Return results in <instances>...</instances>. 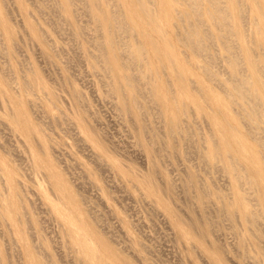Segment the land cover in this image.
Listing matches in <instances>:
<instances>
[{"label":"rangeland","instance_id":"374dc122","mask_svg":"<svg viewBox=\"0 0 264 264\" xmlns=\"http://www.w3.org/2000/svg\"><path fill=\"white\" fill-rule=\"evenodd\" d=\"M22 1L29 10L26 16H22L20 12L22 5L20 0H0V68L10 83L5 91L6 99L11 97L23 99L26 112L22 116H27V119L33 123L36 135L32 136L31 138L34 139L30 140L26 138V134L23 135L15 129V126L12 125L9 128L4 126L9 111L11 109L17 111L18 106L13 101L6 103V100L4 101L5 107L0 104V159L6 167V173L0 176V194H5L7 197L11 194V198L22 209H28L26 215L25 212H22V215L17 217L19 224L15 218L13 219V231H11L9 222L4 221L0 225V264H26L22 257L15 255L20 249L19 245L25 241L29 243L32 251L35 250L41 256L42 262L47 264H81V260H87L89 257V254L87 255L89 249L83 243L80 241L68 243L53 210L48 214L41 208L40 204L49 197L44 189H40L34 183L38 178L47 184L44 174L42 177L37 176L36 178L31 171L37 166V158L43 162L54 163L56 175L63 178L68 188L72 190L75 202L78 204V209L73 215L82 226V237H77L83 239L88 236L90 246L105 263L116 264L107 258L103 248L99 245V237L105 239L130 264H220L218 260L213 262L210 259L211 256L204 249L208 246L199 249L191 238L179 239L174 227L175 211L183 210L185 213L184 209H188L186 205L188 206L190 203L192 204L190 207L193 206L194 210L200 211L198 205L185 195L184 185H182L185 184V180L190 174H194L198 181L209 187L210 191L217 189L231 201L234 200L232 173L226 172L221 167L212 170L207 164L208 162H205L206 160L201 157L206 151V138L215 132L210 128L208 119H205L197 109L191 108L188 113L190 117L182 114L180 119L182 128L187 129L184 139L176 138L171 141L168 139L169 130L166 122L169 123L174 117L172 108L168 107L163 111L164 113L162 112L167 118L165 120L163 116H160L155 103L148 101L151 103L148 104L145 100L140 99L141 105H144L143 115L146 116L148 128L156 133L155 136L160 141L158 160L165 175L158 174L154 177L159 182H163V177L167 181H172L175 193H177L174 198L162 193L161 199H158L156 203L153 202L156 204L155 210L152 209L148 201L151 198L145 188L133 185L131 181L118 176L113 170L108 172L98 167L90 150L83 147L77 140V132H82L72 127L68 130L65 125V122L72 126L78 123L76 105L68 96L71 89L76 88L74 90L80 91L83 95V102L87 105L86 113L91 120L92 127L99 132L100 137L109 147L110 156L115 159L118 157L122 162V170L125 172L133 170L141 178L150 174L152 162L146 161L147 159L143 155L146 154L145 151L136 145L128 121L116 108V96L109 89L110 78L106 75L102 64L105 62L99 58L100 61L96 59V64L93 65L88 58V53L94 56L99 55L97 43L106 40L103 30L91 19L89 1L70 0L72 5L70 15L62 12V8L56 0ZM197 1L202 6L209 2L208 0ZM241 1L247 9L245 13H239L240 17L236 26H240L239 20L242 17L245 22L248 21L245 27L243 23L242 28L246 33L247 31L250 33L249 46L253 48L255 59L261 69L264 66V51L261 47L264 42L262 41L264 39V0H258L257 3L261 5V11H263V13L259 12L260 21L250 19V15L255 12L253 2L250 0ZM121 2L122 0H113L111 3L114 5L110 3L111 6L113 5V11L119 9L124 12L127 10L128 5L120 6ZM218 2L227 4L224 0H218ZM30 16L33 20L26 19ZM69 18L81 27L82 36L79 39L73 33ZM249 20L252 23H249ZM29 22L34 24L37 31H42L44 38H47L49 44L53 46L51 62L43 56L41 47L32 35ZM206 23L208 22L206 21ZM209 24L211 25V21ZM164 25L167 27L166 23ZM142 26L144 31V25ZM208 29L217 32L213 26H208ZM136 35L141 37L142 34L137 33ZM119 36L123 43L124 40L127 42L130 34L123 31ZM232 42L237 47L235 52L248 46V43H244L238 38L237 40L233 38ZM221 49L222 46L215 45L213 53L217 60L210 66V71L215 75L216 83L214 84L218 87L213 86L214 92H211L209 87L206 91H210L209 94L222 96L223 101L229 102L230 99L225 96L224 92L228 93L230 90L229 80L233 77V71L228 61L229 54L223 53L225 51ZM178 53L185 75L190 77L195 66L192 52L189 48L180 45ZM245 58L241 59V70L246 75L257 74L258 71L250 70ZM140 71V67H132V73L136 76ZM194 71L193 73L197 77L203 78L199 71L196 69ZM26 72H37L44 82L51 85L59 95L62 94L69 98L66 101L53 103L47 95H44L43 105H39L38 112L34 111L30 106V100L36 99V93L27 95L21 90V81ZM65 76L68 78L66 82L63 79ZM259 77L263 82V77L260 74ZM164 81L165 79H163ZM175 82L179 95L181 87L177 80ZM192 94L202 100L201 95L195 93L194 90H192ZM183 98L179 97L178 101L182 102ZM201 104L204 106L206 102ZM41 108L46 109V115L42 114ZM203 113H208V110H203ZM225 114L229 120L225 124L228 129L215 132L216 139L219 142L227 139L229 142L230 148L225 155L229 156L231 164H235L236 170L244 176L241 189L245 194V203L252 212L258 213L259 219L257 218L256 228L248 227L242 223L238 214L232 221L227 218V214H219L223 206L217 200L209 202V207H211L209 213L213 216L214 221L216 219L217 221L214 223V234L210 237L208 245L216 244L223 249L227 255L226 264H264V262L257 263L252 258V256H256L252 246L249 247L248 254L245 253V250H240L237 237V232H239V236L240 232L245 230L264 232V217L260 205L264 204V122H259L256 130L253 129L252 123L247 122L246 125H243L244 128H250L259 143L248 134L235 139L230 136L232 128L229 126V124L236 126L232 121L234 114L231 112L229 114L228 111ZM46 117H56L58 120L49 122V118ZM212 127L214 128L213 125ZM82 136L84 137V134ZM149 138H151L150 135ZM240 140L243 141V151L236 144ZM56 146L60 148L59 152L54 151ZM250 167L255 170V173L250 171ZM85 168L93 170L99 184H96L94 179V184L89 181L92 178L89 179V174H87L88 177L84 174L86 173ZM45 170L43 165L42 171ZM94 185H98L103 191L99 190L97 186L96 189ZM43 186L45 185L43 184ZM256 186L259 187V192L256 190ZM101 191L104 192V195ZM54 197L55 195H51V199H49L57 204ZM58 199H60L59 196ZM100 200H103V203ZM162 201H166L169 206L165 207ZM64 204L68 207L71 206L66 201ZM73 208L72 205L71 210ZM219 215L220 218H215ZM94 230L99 234H95ZM82 248L85 251H82ZM42 254H44L43 257Z\"/></svg>","mask_w":264,"mask_h":264},{"label":"bare ground","instance_id":"6f19581e","mask_svg":"<svg viewBox=\"0 0 264 264\" xmlns=\"http://www.w3.org/2000/svg\"><path fill=\"white\" fill-rule=\"evenodd\" d=\"M20 1L22 2L20 12L22 16H26L29 13L28 7L22 0ZM88 1L91 9V19L100 26L99 28L103 30L106 38L105 41H101L102 43H100V41L97 43V52H100L99 55L96 54L94 56L88 53V58L93 65L96 64L95 62L99 60V58L105 62V64H102L106 75L110 78L107 77V79H109V89L116 96V108L119 113L125 117V120L128 121L136 145L145 151L146 154H143L144 158L147 159L146 161L149 160L152 162L150 174L142 178L133 170L127 172L123 171L121 166L122 162L118 157L115 159L110 156L109 147L102 140L99 132L92 127L91 120L86 113L87 105L83 102L82 93L78 90H74L76 88H73L68 96H70L74 105H76V118L78 119V123L72 126L68 124V122H65V125L68 130L72 127L82 132H77V140L80 141L83 147L90 150L92 157L97 161L96 164L98 167L108 172L113 170L118 176L131 181L133 185L145 188L151 198L148 201L152 209L156 206L154 203H156L158 199H161L162 193L170 198H174L177 195L172 181H167L163 177V182H159V180L154 177L158 174L161 176L165 175L158 160L160 141L159 138L155 136L156 133L148 128L146 116L143 115L144 105H141L140 99L146 102L150 101L153 104L155 103L158 107L160 116H163L165 120H167V118L162 112L167 110L168 107L172 108L174 117L169 123L166 122V126L168 124L169 130L168 139H171V141L176 138L184 139V133L187 129L185 130L184 127V129L182 128L180 119L182 114H186L190 117V115H188L189 110L194 108L197 109L205 119H208V123L211 126L210 128L216 133L220 130L228 129L225 124L228 123L229 120L225 112L228 111L229 114L230 112L233 113L232 121L236 126L234 127L229 124L232 128L230 136L237 139L240 138V136L248 134L259 143L250 128H244L243 125H246L247 122L249 124L252 123L253 129L256 130L259 122H264V66L261 69L258 66V61L254 56V50L249 46L251 42L249 38L250 33L247 30L246 33L242 28L243 23L245 27L248 21L245 22L244 17H242L239 20V25L241 27L236 26L240 14H243V12L245 13L247 9V7L241 3V0L239 1L240 3L238 0H224L225 4L227 3L226 5L223 4L224 2L219 3L218 0H208L209 2L205 6H202L197 0H122L120 6L128 5L127 10L124 12H121L119 9L116 10L117 12L113 11L112 6L114 4L111 3L113 0ZM250 1L253 2L255 8V12L251 14L252 16L250 15V19L252 21H260L261 16L259 12L263 13V11H261L262 7L260 4H257L258 0ZM56 2L61 6L64 14L70 15L72 6L70 0H56ZM110 3L113 5L111 6ZM117 5L119 6V4ZM28 18L33 20L31 16L26 19ZM251 20H249V23H252ZM206 21L208 23H206ZM209 21H211V25ZM69 22L73 29V33L79 39L82 36L81 27L70 18ZM140 22L142 24H139ZM164 23H166L167 27H165ZM28 24L32 28L31 32L33 37L42 49L43 56L47 61L51 62V52L54 50L53 46L49 44L47 38H44L42 31L36 30L33 23L29 22ZM142 25H144V31ZM208 26H213L217 32L211 31L208 29ZM123 31L129 33L130 36L127 42L124 40L122 43L119 35ZM137 33H141V37H138L136 35ZM233 38L236 40L238 38L240 41L248 43V46L242 47L240 51L235 52L237 47L232 42ZM228 41L232 43L230 44ZM262 41H264V39ZM180 45L189 48L192 52V57L195 60L193 71L195 69L199 71L203 77L202 79L197 77L193 71H191L190 77L185 75L182 61L178 53ZM215 45L222 46L221 50L225 51L223 53L229 54L228 61L233 71V77L229 80V84L231 85L230 90L228 93L224 92L225 96L230 99L229 102L223 101L222 96H217L212 93L209 94L210 91L214 92L212 88L218 87L214 84L216 83L215 75L210 71V66L217 60V57H215L213 53ZM261 47L264 51V42ZM242 57H246L245 59L248 61L250 70L258 71L257 74L252 76L244 74L243 70L240 68ZM97 63L99 64V62ZM133 66L141 68L138 76L132 73ZM259 74L263 77V82L260 80ZM23 78L24 79L21 81L22 92L27 95L36 93V99L30 100V106L36 112H38L37 108H40L39 105H43L42 98H44V95H47L53 103L66 101L69 98L64 97L62 94L59 95L57 91L52 89L51 85H47L44 82L37 72H26ZM63 79L65 82L68 80L67 76ZM163 79H165L164 82ZM176 80L181 87L179 95L178 87L175 82ZM9 85L10 83L8 79L5 78V73L0 68V104L5 107L4 101L6 100V103H8V101H13L18 106L17 111L10 108L11 111H9L5 119L6 122H4V126L9 128L13 125L16 127L15 129L23 135L26 134V138L30 140L34 139L31 138L36 135L33 123L27 119V116H22V114L26 112L23 99L14 97L6 99L7 95L5 91ZM60 85L62 86V84ZM207 87L210 88V91H206ZM192 90L201 95L203 101L196 98L192 94ZM179 97H184L182 102L178 101ZM150 102H148V104ZM200 102H206V105L202 106ZM142 103L144 102L142 101ZM41 109L42 114L46 115V109ZM205 109L208 110V113H203ZM46 118H49V122L58 120L56 117ZM215 132H212L206 138V151L203 152L201 157L206 160L205 162H208L207 164L212 170L221 167L224 168L226 172L232 173L231 183L233 184L234 200L231 201L222 191H217V189L210 191L209 187L198 181L194 174H190L188 179L185 180V184H182L184 187H182L185 189V195L188 199L192 200L193 203L195 202L198 205L200 211L194 210L195 207L193 208V206L190 207L192 204L189 202L190 204L188 206L186 205L188 209H184L185 213H183V210L175 211L176 221L174 227L179 239L191 238L194 240L195 246L199 249L208 246L204 249H206L207 253L213 258L210 257V259L213 262L218 260L220 264H226L227 255L223 249L216 244L208 245V243H210L208 242L210 237L214 234V223L217 221V219L214 221L213 216L209 213L211 208L209 207V202L212 203L214 200H217L218 203H221L223 206L222 210H220V204L219 214H227V218H230L231 221L234 220L235 216L238 214V217L240 216L242 219V223L248 227H257L256 224L259 215L258 213L252 212L245 203V194L241 189V182L244 176L240 175L236 170L237 166L235 164L232 165L229 156L225 155L230 148L229 142L227 139H223L219 142L216 139ZM82 134H84V137ZM149 135L151 138H149ZM236 144L239 146V149L242 151L244 150L243 141L240 140L236 142ZM59 150L60 148L58 146L54 148L55 152H59ZM36 163L37 166L31 169V171H33L32 173L35 174L36 178L37 176L42 177L44 174L47 178L46 182L49 187L44 181L42 182V179L39 180L37 178L34 183L38 185L40 189H44L47 197L50 198L51 195H55L54 199L57 202V204H54L50 200L51 198H47L40 206L43 211H46L48 214L53 210L62 227V233H64L65 237L68 239L69 244H71L72 241H80L84 246H87L89 249L87 255L89 254V257L87 260H81V264H109L105 263L99 254L92 249V246L89 244L90 239L88 236H85L83 239L77 237H82V226L73 215L78 209V204H76L72 190L68 188L65 180L58 174L56 175L55 164L43 162L39 158L36 159ZM43 165L46 168L45 171H42ZM85 169L86 173L84 174H89L90 177H88V175L87 177L89 179L92 178L89 181L93 184L96 181L95 183L97 184L98 182L93 170ZM250 171L255 173L252 167H250ZM5 173L6 167L0 159V176ZM93 179L95 181H93ZM43 184L45 186H43ZM96 186L98 187V185ZM256 187V190L259 192V187ZM101 189L99 188V190ZM102 193L104 195V192ZM211 195L214 196V199ZM58 196L60 199H58ZM102 198L105 199L103 196ZM64 201L71 204V206L73 205L74 208L71 210V206H66ZM101 202L103 203V200ZM162 202L165 207L169 206L166 201ZM260 205L262 206V216L264 217V204L261 203ZM53 206L55 208H51ZM22 212H25L26 215L28 209H22L21 206L11 198V194H9L8 197L5 194H0V225L4 221L9 222L11 231H13V219L15 218V220H17V217H20ZM215 218H220V215ZM17 223L19 224L18 220ZM93 232L97 235L99 234L95 230ZM238 233L239 232H237L239 249L245 250V253L248 254V249L252 246L256 254V256H252V258L257 261V263L264 262V232L245 230L240 232L239 236ZM99 245L103 248L107 258L111 259L112 262L116 264H130L129 261L124 259L105 239L99 237ZM19 248V251H17L15 255L16 257H22L26 264H47L46 262H42L41 256H39L35 250L32 251L27 241L20 244ZM82 251H85V249L82 248ZM47 255L50 256L48 253ZM43 256L44 254H42V257Z\"/></svg>","mask_w":264,"mask_h":264}]
</instances>
